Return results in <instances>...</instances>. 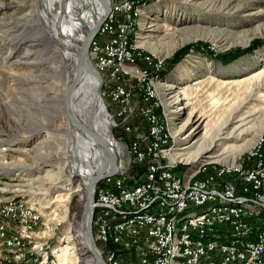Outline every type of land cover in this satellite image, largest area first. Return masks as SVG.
Returning a JSON list of instances; mask_svg holds the SVG:
<instances>
[{
    "label": "rangeland",
    "instance_id": "rangeland-1",
    "mask_svg": "<svg viewBox=\"0 0 264 264\" xmlns=\"http://www.w3.org/2000/svg\"><path fill=\"white\" fill-rule=\"evenodd\" d=\"M36 4L37 0H0V202L10 196L29 198L51 220V234L53 221L66 217L65 224L54 228L71 247L64 264H87L80 241L85 187L70 175L75 154L63 106L69 73L63 50L40 40L45 35L50 41L54 35L45 25L44 12L48 10L55 23L58 13L52 16L45 0L39 7ZM135 22L131 37L136 48L163 62L147 74L173 136L168 157L177 162L173 168L188 172L200 162L195 178L204 179L222 164L244 165L253 158L258 140L264 138V0H143ZM255 38L263 43L249 53L227 63L216 57L234 47H247ZM201 41L211 55L202 47L201 52L190 49L166 70L165 59L173 52ZM92 45L89 56L95 59ZM135 63L138 66V59ZM251 74L255 75L249 80L236 82ZM225 117L230 119V130L198 148L195 140L203 136V124H218ZM239 120L242 132L240 128L231 132ZM77 143L85 147L81 138ZM119 147L122 153L123 146ZM179 147L185 148L176 150ZM194 150L200 152L195 163L181 160ZM59 192L65 194L54 201ZM249 211L244 208L243 213ZM93 233L94 221L96 238Z\"/></svg>",
    "mask_w": 264,
    "mask_h": 264
},
{
    "label": "bare ground",
    "instance_id": "bare-ground-1",
    "mask_svg": "<svg viewBox=\"0 0 264 264\" xmlns=\"http://www.w3.org/2000/svg\"><path fill=\"white\" fill-rule=\"evenodd\" d=\"M109 1L110 0H93V3L95 7L102 11L106 9V5ZM63 2V0H53V2L52 0H45V6L47 5V8L50 9L52 16L55 17V15L58 13V21H56L55 23L54 19L51 18L49 11L46 10V12H44V15L48 19L45 25L51 28L54 32V35H50V39L51 37L52 39L56 37L57 27L65 30L67 21H65V15L62 16L61 14V7L63 5ZM112 3L111 6L113 9L111 11H114V13L107 14V23H114L115 21H117V14L123 13V16L119 19V21L116 22V33H119L120 50L125 52L127 55H131L133 57L141 55L145 64H151V67H146V71L162 67L161 65L163 64V62L161 60L156 59L154 55L148 53L144 54V52L138 50V48H136V45L134 44V40L132 39L133 31L136 25L135 20L141 12V3H143V0H128L125 6L123 5V3H119V0H114V2ZM76 7L77 10H81V7L78 3L76 4ZM81 16H83L82 18H84L86 23H88V28H91L95 24V15H93L90 10H82ZM95 36L98 37V31L91 39L92 41L90 43V46L92 45ZM65 42L69 43L68 41ZM79 43L80 42L74 43V48H78ZM96 43L97 39L95 38V41L92 46L95 47ZM61 50H63L62 56L65 57V67L67 68V72L70 76L72 66L74 65L76 59L75 52L72 49ZM92 52L94 53L93 48ZM68 59L71 60L69 64ZM136 59H130V56L119 57L118 69L121 70L124 75L128 78H132L133 76H141V72L139 71L137 64H134V61H136ZM153 66H158V68H155ZM99 72L102 75V77L100 75L101 84L106 83V67L99 68ZM254 75L255 74H251L249 77H238L236 82L242 83L246 80H249ZM97 83V78L91 73L87 72L77 82L76 86L73 88V91L71 93L70 106L75 113V117L80 123V133L76 135L77 142L78 138H81L83 143L85 144V147L78 146L77 149L74 150V154H79L82 164L86 165L89 170L91 169L90 159L88 160L89 154L92 155L94 163H96L97 166L103 167L105 170L111 168L115 169L118 167V163L116 162L115 157L113 156H117L116 154H118L123 160V153H121V147H119L121 145H119L118 142H116V140L111 137V126L109 116L105 110V105H103V102L100 99L101 92L100 97L97 95ZM148 87L149 88H146V95H148V98H150V103L152 105L148 108V117L151 120L152 126L146 127V136H154L155 132H159V135L162 137L161 150H163L164 155H166V160H163L165 163L160 161V157H163L162 151H155L154 155H150L147 152H140L141 154L138 157V162L127 163V167L122 169L121 173L117 174V176L123 175V173L126 172L129 168L126 176L123 175V178H121L120 180L117 178L116 184H112L110 185V188H107V196H111V202H113V205H120V202L123 201L126 202V206L135 205L134 198H128V194L133 191V187L136 185V182L139 181L140 176L143 173L149 171L148 185L150 194L153 195L154 199L150 200L151 207L162 206V197H164L166 201H172L175 199H179V197L194 196V194L198 193L199 200L197 204H191L188 210L176 212L170 211L172 209L177 208V201H172L166 202V209L168 210L155 212V218L157 220H166V227L170 229L168 231V235H165L163 237V240H158L157 234H164V227H157V234L155 233V231H147V248H149V250H155L153 256V264H184V262H187L188 260V247L190 242H207V246H212L213 252L215 254H222L221 245H218L216 231H218V229L227 228V223H234V216L230 215V213H227L229 211H234L237 215H246L243 213V210L244 208L249 209V214H247V216L249 217H238L237 226H252V228H257L258 230H260L255 231V233L247 232V234H240L239 237H237V247L245 246L247 241L261 240L262 232H264V191L263 199H261V201H259V199L246 200L240 198L242 196V189L230 190L229 195H220L217 191H209L208 184L204 183L203 178L191 179L188 185L186 184V181H179L175 183V173L172 172H179L175 168H173V165H175L177 162H173L168 158L171 154V143L173 136L171 135L169 123L166 119V114L164 110H161L160 116V105L156 101L155 87L153 86L152 80L150 79L148 81ZM102 96L104 99V92H102ZM182 99L184 100L185 96ZM189 115L191 116L192 113H190ZM197 119L200 120V118ZM229 120V118L225 117V119H223L218 124L209 125V123L207 122L204 123V131L202 134L203 136L195 140V143L197 144L196 146H198L199 148V146H202L205 142L211 144L215 140H217L220 136V133H225L230 128ZM241 120H239L240 122L238 121L239 124L236 125V127H233V129H231V132L232 130H236V128L239 129L241 125H243V121ZM188 122L189 121H187L185 125H187ZM193 129H191L187 133V136L190 135ZM242 130L243 129L240 128L239 133L242 132ZM178 131H181V129L176 130L175 134H177ZM231 132H229L228 135H230ZM187 136H185L184 138H186ZM170 139L171 142L169 143ZM263 143L264 138L262 136L257 142L255 151L253 152V158H251V156L248 157L247 161L244 160V162L246 161L244 165L242 163L236 165L222 164L220 165V169H215L214 172H219L220 174L223 173L225 177H233V169H235L236 171H247L251 168V173L255 176V182L264 183V149L262 150L261 148V146L264 145ZM154 145L155 136L148 137L147 147H154ZM180 148L184 149L185 147H179L176 150H180ZM204 150H207V148ZM177 153L180 152H175V154ZM199 153L200 152L198 150L190 151L185 153L186 157L180 158L182 161L184 160L187 163H195L197 161V157H199ZM77 154H75V161H73V164L71 166L70 175H74L75 173L81 172L80 166L76 159ZM181 154L182 153H180L179 156H181ZM257 155H259L258 158ZM250 162H253L252 166H250ZM246 164L249 165L246 166ZM137 165H143L144 170L142 172H135L133 174H130L129 171L131 170V167L133 168ZM204 170H207L206 167H204ZM163 171H169V173H172L166 174V181L167 184L175 183L174 185H157L158 174ZM47 174H50V172L47 171ZM64 194L65 192H59L56 195L54 201H58V198L63 196ZM92 203L94 205V212L92 217L94 221L93 234L96 236L97 231L101 229L102 225L101 217L103 216V207L99 206L97 196L93 197ZM18 204L23 205L22 208H20V215H26L27 225L36 224L35 213L30 212V207L33 208L34 211H36L37 217H40L42 229L41 233L37 234L38 241L46 240L45 236H50L51 240H49V242L45 244V251H48L49 258H51L52 262H59L61 261V257H63L62 264H64L66 258L64 256L68 254V252L71 250V247L68 245V242L66 239H64L63 235L58 236L54 233V228H56V226L60 227V223L62 221L59 219H55L53 221V233L51 234L49 232L50 229H48L51 220H49V218L47 217H44L41 214L42 212L36 206V204H34L29 198L17 196H10L9 198H6L5 200H2L0 202V233L1 225H6V231L0 234V253L2 254V262H9L10 259L9 252H2L1 245H7L9 241L12 240L16 235V226H14V221L12 220L14 215V206H18ZM1 207H4V214L2 216ZM143 214H146L147 220L155 219L154 210H149V204H141L138 208H123V210H121V217L117 218L118 227L122 228V232L137 230V223L131 220L140 219ZM200 223L202 224L203 233L199 232V230H192L190 231V234L188 233L189 224L191 226H200ZM75 230L79 232L78 227ZM140 230H148V223H140ZM206 232L210 233V237H208V239ZM101 235L103 237V241L101 244L100 251H98L101 252V255H103L102 257H104V261L106 264H117V251L116 249H112L111 246H119V239L116 238L117 235L115 227H113L112 218L106 219L104 230H101ZM128 259H130L128 264H138V258ZM47 263V255H36V264ZM185 264L204 263L190 262Z\"/></svg>",
    "mask_w": 264,
    "mask_h": 264
},
{
    "label": "built area",
    "instance_id": "built-area-1",
    "mask_svg": "<svg viewBox=\"0 0 264 264\" xmlns=\"http://www.w3.org/2000/svg\"><path fill=\"white\" fill-rule=\"evenodd\" d=\"M127 1L119 0V3H123L125 6ZM110 13H114V11H110ZM122 16L123 13H118L117 21ZM117 21L107 23V16L102 21V25L98 30V37H96L97 43L93 47L95 59H90V62L95 72L99 75V68L106 67L107 82L100 85L101 92H104V99L101 100L109 116L112 132H116V139L123 146L122 153L125 162H138L140 152H147L150 155H154L155 151L163 152L161 150L162 137L159 132H155L154 147H147L148 137H154L146 136V127L152 126L148 117V108L152 105L150 98L146 95V88H149V75L146 67H151V64H145L141 55L133 57L120 50L119 33H116ZM121 56H130V59H138V67H140L141 71L140 77L128 78L118 69L119 57ZM153 67L158 68V66ZM159 112L161 116V110ZM163 158H166L164 152ZM252 163L250 162V166H252ZM198 166L193 169L190 168L188 172H172L175 173V183L186 181L188 185L191 179L198 176ZM172 173H169V171L159 173L157 185H174L175 183L167 184L166 181V174ZM148 177L149 171L143 173L133 187V191L128 194V198H134L135 205L133 206H126L125 201L120 202V205H113L111 196H107V188H110L112 184H116L117 174L106 175L95 185L93 196H97L99 206L103 207V216L101 217V229L97 231V237L94 240L97 246L101 248L103 241L101 230H104L106 219L112 218L113 227L116 230V238L119 239V246H111L112 249L117 251V264H127V258H138V264H153L155 250L147 248V231H155L157 234V227H164V234H157L158 240H163V237L168 235L170 229L166 227V220H157L155 218V212L168 210L166 209V202L177 201V208L170 210L176 212L188 210L191 204H197L199 201L198 193L194 194V196L179 197V199L172 201H166L162 197V206L151 207L150 200L154 199L153 195L150 194ZM204 183L208 184L209 191H217L220 195H229L230 190L242 189L240 198L246 200L259 199V201L263 199L264 183L255 182V176L251 173V168L247 171H236L233 169V177H225L223 173L211 172L209 176L204 178ZM141 204H149V210H154L155 219L147 220L146 214H143L140 219L131 220L137 223V230L122 232V228L118 227L117 219L121 217V210L123 208H138ZM22 206V204L14 206L12 221H14V226H16L15 237L7 245H1L2 252H9L10 254L9 262H2V254L0 253V264H36V255H47V264H62L63 257H61L59 262H52L48 251H45V244L51 240L50 236H45L46 240L38 241L37 234L41 233L42 229L40 217H37L36 211L30 207V212L35 213L36 224L27 225L26 215H20ZM227 213L234 216V223H227V228L216 231L218 245H221L222 254H215L212 246H207V242H190L188 260L184 264L190 262H203L204 264H264V232H262L261 240L247 241L245 246L237 247V237L240 234L255 233V231L260 230L254 229L252 226H237L238 217L249 216L237 215L234 211ZM3 214L4 207H1V216ZM64 220L67 221L66 217H64ZM65 221L60 224H65ZM140 223H148V230H140ZM192 230H199V232L203 233L202 224L200 223V226H191L189 224L188 233L190 234ZM5 231L6 225H1V233ZM206 235L208 239L210 233L206 232Z\"/></svg>",
    "mask_w": 264,
    "mask_h": 264
},
{
    "label": "water",
    "instance_id": "water-1",
    "mask_svg": "<svg viewBox=\"0 0 264 264\" xmlns=\"http://www.w3.org/2000/svg\"><path fill=\"white\" fill-rule=\"evenodd\" d=\"M63 5L61 9L62 16L65 15L66 27L65 30L62 28L60 29L57 27V34L56 37L52 39L46 40L45 35L43 38L41 37L40 40H45L48 44L52 45L56 43L61 49L67 50H74L75 52V63L72 66L71 74L69 76L67 85H66V93L63 99V106L65 108V113L68 118V122H70L71 132L72 133V147L74 150L77 149V138L76 135L80 133V123L78 122L77 118L75 117V113L70 106V98L73 88L76 86L77 82L81 79L83 75L87 72L94 75L97 80V95L100 97L101 92V77L100 75L95 72L93 69L90 58L88 56L89 46L91 43V39L97 33L99 28L102 25V21L110 13L112 10V0H110L105 10H99L95 7L93 0H63ZM79 4L81 10H77L76 4ZM37 7L41 5V0H37ZM90 10L94 17V25L91 28L87 27V24L81 16V11ZM77 35V36H75ZM50 37V36H49ZM68 41L69 43H66ZM79 43L78 48H74V43ZM101 99V98H100ZM111 137H113L116 142L118 140L114 137L112 129H111ZM119 143V142H118ZM120 144V143H119ZM76 152V151H75ZM77 154V153H75ZM115 157L116 162L118 163L117 168L111 169H104L103 167H99L94 163L92 155L89 154L88 160L90 159L91 169L89 170L86 165H83L79 154H77V161L80 166V173H75L74 178H79L85 187V199L83 205V214H82V226L80 229V236H81V248L85 252L86 259L85 262L87 264H106L104 258L102 257L101 253L97 249V245L94 240V236H92V226H93V212H94V205L92 203L95 185L96 183L101 180L102 178L106 177V175H114L121 173V169L127 165L125 159L123 160L120 158L118 154ZM111 158V157H110ZM114 159V158H113ZM122 160V161H121ZM200 163V162H199ZM197 165H195L196 168Z\"/></svg>",
    "mask_w": 264,
    "mask_h": 264
},
{
    "label": "trees",
    "instance_id": "trees-1",
    "mask_svg": "<svg viewBox=\"0 0 264 264\" xmlns=\"http://www.w3.org/2000/svg\"><path fill=\"white\" fill-rule=\"evenodd\" d=\"M262 43H263V40H261L260 38H255V39H252L250 41V44L247 47H243V48L234 47V49L218 53L216 57L220 58L222 62L227 63V62H230V61L234 60L235 58L239 57L242 54H245L247 52L249 53L250 51H252L253 48L258 47ZM201 47L206 49L205 53H208L209 55L212 54L210 51L207 50L208 46L203 41L197 42V43L187 44V45H185V47H182V48L176 50L175 52H173L172 53L173 55L168 57V59H165V68H166V70H169V68L173 67L176 63H178L188 50L194 49V50H197V51L201 52V50H202ZM113 134H114L115 137H117V134H116L115 131L113 132ZM143 170H144L143 169V165L142 166L141 165H139V166L137 165V166H135L133 168L131 167V170L129 171V173L133 174L135 172H141Z\"/></svg>",
    "mask_w": 264,
    "mask_h": 264
},
{
    "label": "crops",
    "instance_id": "crops-1",
    "mask_svg": "<svg viewBox=\"0 0 264 264\" xmlns=\"http://www.w3.org/2000/svg\"><path fill=\"white\" fill-rule=\"evenodd\" d=\"M134 259V258H133ZM130 259L127 260V264L129 263Z\"/></svg>",
    "mask_w": 264,
    "mask_h": 264
}]
</instances>
